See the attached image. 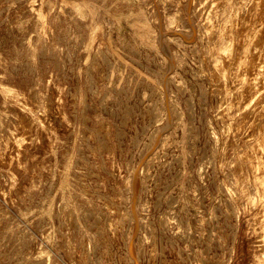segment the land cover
Masks as SVG:
<instances>
[{"label":"rangeland","instance_id":"1","mask_svg":"<svg viewBox=\"0 0 264 264\" xmlns=\"http://www.w3.org/2000/svg\"><path fill=\"white\" fill-rule=\"evenodd\" d=\"M194 3L0 0V264H264V0Z\"/></svg>","mask_w":264,"mask_h":264},{"label":"bare ground","instance_id":"2","mask_svg":"<svg viewBox=\"0 0 264 264\" xmlns=\"http://www.w3.org/2000/svg\"><path fill=\"white\" fill-rule=\"evenodd\" d=\"M195 1H196V0H186V8H185V9L188 11L190 8H192V6H193L194 8H196V5H197L198 3H197V2H196L197 4L194 3ZM253 2H254V1H253ZM259 2H260V1H259ZM259 2H258V3H259ZM261 2H262V1H261ZM244 4H245V3H244ZM252 4H253V3H252ZM256 4H257V3H256ZM201 6H202V5H201ZM205 6H207V5H205ZM205 6H204V8H205ZM244 6H245V5H244ZM228 7H229V6H228ZM206 8H207V7H206ZM196 9H197V8H196ZM200 9H201V8H200ZM205 10H206V9H205ZM233 10H234V9H233ZM197 11H198V10H197ZM202 11H203V9H202ZM199 12H200V11H199ZM233 12H234V11H233ZM193 13H194V12H193ZM195 13H196V12H195ZM234 14H235V13H234ZM234 14H233V15H234ZM263 14H264V13H263ZM242 16H243V15H242ZM239 17H240V16H239ZM247 17H248V16H247ZM230 19H231V18H230ZM245 19H246V18H245ZM258 20H259V18H258ZM182 21H183V20H182ZM249 21H250V20H249ZM262 22H263V21H262ZM262 22H261V23H262ZM258 23H259V22H258ZM261 23H260V24H261ZM262 24H263V23H262ZM196 25H197V24H196ZM241 25H242V24H241ZM242 26H243V25H242ZM249 26H250V25H249ZM262 28H263V27H262ZM260 29H261V28H260ZM263 29H264V28H263ZM263 29H261V30H263ZM259 32H260V31H259ZM259 32H258V33H259ZM235 33H236V32H235ZM262 33H263V31H262ZM225 35H226V34H225ZM254 35H255V34H254ZM261 35H262V34H261ZM209 36H210V35H209ZM263 36H264V33H263ZM210 37H211V36H210ZM255 37H256V36H255ZM257 37H258V36H257ZM260 38H262V37H260ZM263 38H264V37H263ZM216 39H217V37H216ZM241 39H242V38H241ZM257 40H258V39H257ZM260 40H261V39H259V43L261 42ZM263 40H264V39H263ZM263 40H262V41H263ZM212 41H213V40H212ZM217 41H218V40H217ZM226 41H227V40H226ZM226 41H225V42H226ZM234 41H235V39H234ZM221 42H222V41H221ZM255 42H257V41H254L253 43H255ZM263 42H264V41H263ZM210 43H211V42H210ZM211 44H212V43H211ZM216 44H217V43H216ZM216 44H213V45H216ZM226 44H227V43H226ZM226 44H225V45H226ZM235 44H236V43H234V45H235ZM257 44H258V43H257ZM262 44H263V43H262ZM231 45H232V44H231ZM231 45H230V47H231ZM255 45H256V43H255ZM258 45H259V44H258ZM263 45H264V44H263ZM219 46L221 47V45H219ZM210 47H211V45H210ZM212 47H213V46H212ZM257 47H258V46H257ZM257 47H256V48H257ZM260 47H262L261 44H260ZM260 47H259V48H260ZM263 47H264V46H263ZM223 48H224V47H223ZM225 48H226V46H225ZM204 49H205V48H204ZM261 49H262V48H261ZM261 49H259V50L257 49V50L260 52ZM220 50H221V49H220ZM224 50H225V49H224ZM227 50H228V49H227ZM233 50H234V49H233ZM204 51H205V50H204ZM206 51H207V50H206ZM211 51H212V50H211ZM225 51H226V50H225ZM225 51H224V52H225ZM231 51H232V50H230V52H231ZM234 51H237V50H234ZM242 51H243V50H242ZM249 51H250V50H249ZM251 51H253V50H251ZM217 52H218V51H217ZM247 52H248V51H247ZM259 52H258V53H259ZM261 52L264 53L263 50H262ZM205 53H206V52H205ZM207 53H208V52H207ZM226 53H227V52H226ZM234 53H235V52H234ZM209 54H210V53H209ZM211 54H212V53H211ZM218 54H219V53H218ZM250 54H251V53H250ZM261 54H262V53H261ZM213 55H214V54H213ZM227 55H228V53H227ZM230 55H231V53H230ZM230 55H229V56H230ZM206 56L209 57L208 55L205 54V57H206ZM215 56H216V54H215ZM219 56H220V55H219ZM222 56H223V55H222ZM245 56H246V55H244V57H245ZM255 56H256V55H255ZM262 56H263V55H261V56H259V57L262 58ZM203 57H204V56H203ZM213 57H214V56H212V58H213ZM231 57H232V56H231ZM236 57H237V56H236ZM214 58H215V57H214ZM219 58H220V57H219ZM226 58H227V57H226ZM226 58H225V55H224V59H226ZM261 58H260V59H261ZM236 59H237V58H236ZM254 59H255V61H256L257 56H256ZM204 60H205V59H204ZM211 60H213V59H211ZM216 60H217V59H216ZM218 60H219V59H218ZM218 60H217V61H218ZM234 60H235V59H234ZM250 60H251V59H250ZM262 60H263V59H262ZM215 62H216V61H215ZM228 62H229V60H228ZM251 62H252V60H251ZM253 62H254V61H253ZM256 62H257V61H256ZM262 62H263V61H262ZM208 63H209V62H208ZM220 63H221V62H220ZM224 63H227V62H224ZM213 64H214V63H213ZM222 64H223V63H222ZM229 64H230V62H229ZM253 64H254V63H253ZM259 64H260V63H259ZM226 65H228V64H226ZM226 65H225V66H226ZM250 65H251V64H250ZM256 65H257V64H256ZM256 65H255V67H256ZM257 66H258V65H257ZM253 67H254V65H253ZM262 67H264L263 64L261 65V68H262ZM217 68H218V66H217ZM249 68H250V67H249ZM257 68H258V67H257ZM223 69L226 70L225 68H223ZM234 69H235V68H234ZM251 69L253 70V68H251ZM251 69H250V70H251ZM254 69H256V68H254ZM263 69H264V68H263ZM224 70H223V71H224ZM244 70H245V69H244ZM259 70H260V69H259ZM259 70L257 69V70H255V71H259ZM215 71H216V70H215ZM217 71H218V69H217ZM220 71H222L221 68H220ZM232 71H233V70H232ZM235 71H236V70H235ZM260 71H261V70H260ZM262 71H263V70H262ZM262 71H261V72H262ZM224 72H225V71H224ZM237 73H238V72H237ZM247 73H248V72H247ZM257 73H258V72H257ZM215 74H218V73H216V72L214 73V72H213V75H215ZM220 74H221V72H220ZM224 74H225V73H224ZM235 74H236V73H235ZM253 74H254V73H253ZM255 74H256V72H255ZM220 76H221V75H220ZM237 76H238V75H237ZM253 76H254V75H253ZM255 76H257V74H256ZM225 77H227V76L224 75V78H225ZM250 77H252V75H250ZM258 77H259V76H258ZM261 77H262V75H261ZM215 78H217V77L215 76ZM222 78H223V77H222ZM241 78H242V77H241ZM218 80H219V79H218ZM261 80H262V79H261ZM215 81H216V80H215ZM221 82H223V81H221ZM215 83H216V82H215ZM217 83H218V82H217ZM223 83H226V82H223ZM220 84H221V83H220ZM223 85H224V84H223ZM225 85H226V84H225ZM225 85H224L223 88H225ZM231 85H232V84H231ZM221 86H222V85H221ZM238 86H239V85H238ZM250 86H251V85H250ZM252 86H253V85H252ZM226 87H227V86H226ZM247 87H248V85H247ZM247 87H246V88H247ZM219 88H220V87H219ZM249 89H250V88H248V90H249ZM251 89H252V88H251ZM252 90H253V89H252ZM235 92H236V91H235ZM243 92H245V91H243ZM243 92H242V93H243ZM251 92H252V91H251ZM238 93H239V92H238ZM249 94H250V93H249ZM223 95H224V94H223ZM244 95H245V94H244ZM246 95H248V94L246 93ZM252 95H253V94H252ZM248 96H249V95H248ZM240 97H241V96H240ZM240 97H239V94H238V97H237V98L240 99ZM244 97H246V96H244ZM241 99H242V97H241ZM248 99H250V97H248ZM252 99H253V98H252ZM253 100H254V99H253ZM215 101H216V100H215ZM236 101H237V100H236ZM242 101H245V100H241V102H242ZM218 102H219V101H218ZM241 102H239V103L241 104ZM247 102H248V101H247ZM233 103H234V102H233ZM239 103H238V104H239ZM243 103H244V102H243ZM250 103H251V102H250ZM253 103H254V102H253ZM263 103H264V102H263ZM167 105H168V104H167ZM239 107H240V106H239ZM261 107H262V106H261ZM261 107H260V108H261ZM244 108H245V107H244ZM256 108H257V107H256ZM222 110H223V109H222ZM248 110H249V109H248ZM262 110H263V109H262ZM259 111H260V110H259ZM239 112H240V111H239ZM243 112H245V111L243 110ZM257 112H258V111H257ZM257 112H256V113H257ZM262 112H263V111H262ZM263 113H264V112H263ZM249 114H250V113H249ZM260 114H261V113H260ZM227 115H228V114H227ZM256 115H257V114H256ZM248 116H249V115H248ZM260 116H262V115H260ZM258 119H260V118H258ZM242 121H243V120H242ZM251 121H252V120H251ZM251 121H250V122H251ZM255 121H256V120H255ZM257 122H258V121H257ZM240 126H241V125H240ZM252 126H253V125H252ZM250 127H251V126H250ZM258 127H259V126H258ZM235 130H236V129H235ZM237 132H238V130H237ZM243 136H244V135H243ZM251 137H252V136H251ZM249 138H250V136H249ZM227 139H228V138H227ZM247 140H248V138H247ZM254 140H255V139H254ZM247 142H248V141H247ZM251 142H252V141H251ZM247 144H248V143H247ZM259 145H260V144H259ZM252 151H253V150H252ZM247 152H248V151H247ZM254 152H255V151H254ZM248 155H249V154H248ZM252 155H253V154H252ZM259 155H260V154H259ZM255 156H256V155H255ZM261 156H262V155H261ZM244 157H246V156H244ZM250 157L252 158V156H250ZM259 157H260V156H259ZM259 160H260V159H259ZM259 163H260V162H259ZM263 169H264V168H263ZM240 170H241V169H240ZM263 171H264V170H263ZM248 172H249V171H248ZM251 172H252V171H251ZM254 172H255V171H254ZM254 172H253V173H254ZM249 173H250V172H249ZM248 175H249V174H248ZM243 177H244V176H243ZM248 179H249V178H248ZM260 179H261V178H260ZM262 180H263V179H262ZM261 186H262V188L264 187L263 185H261ZM242 190H243V189H242ZM242 190H241V191H242ZM262 193H264V192H262Z\"/></svg>","mask_w":264,"mask_h":264}]
</instances>
